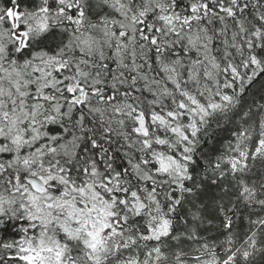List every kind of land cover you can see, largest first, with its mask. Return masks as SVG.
Here are the masks:
<instances>
[{
    "label": "snow or ice",
    "instance_id": "6c2138e0",
    "mask_svg": "<svg viewBox=\"0 0 264 264\" xmlns=\"http://www.w3.org/2000/svg\"><path fill=\"white\" fill-rule=\"evenodd\" d=\"M0 264H264V0H0Z\"/></svg>",
    "mask_w": 264,
    "mask_h": 264
}]
</instances>
